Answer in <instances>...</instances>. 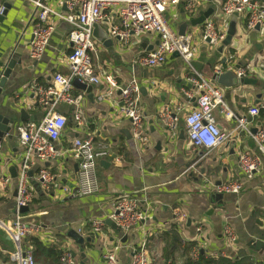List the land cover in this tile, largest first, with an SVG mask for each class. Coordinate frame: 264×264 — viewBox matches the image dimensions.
I'll return each instance as SVG.
<instances>
[{
	"label": "crops",
	"instance_id": "crops-1",
	"mask_svg": "<svg viewBox=\"0 0 264 264\" xmlns=\"http://www.w3.org/2000/svg\"><path fill=\"white\" fill-rule=\"evenodd\" d=\"M42 1L57 12L66 11L67 0ZM192 1L181 0L178 6L166 11L165 19L174 31L178 32L182 24L210 8L213 13L208 18L216 28L224 21L227 26L233 22L236 28L230 45L219 52L220 46L213 47L202 40L204 23L195 27L188 25L185 33L192 35L194 60L202 64L200 71L176 56L169 57L157 68H144L137 61L156 48V35L132 34L126 41L112 37L110 28L117 24L114 14L108 24L97 25L94 63L106 70L118 86L132 82L138 85L136 104L144 118L148 142L141 145L133 140L130 122L119 112L118 91L100 99L107 93L103 84L90 85L91 98L74 88V93L83 97L85 123L78 126L74 122L72 107L57 106V112L66 117L67 124L60 139L54 142L60 155L46 163L31 164L28 185L32 202L21 214L26 222L37 224L40 232L24 240L26 247L30 246L29 238L38 239L43 253L53 249L62 255L70 254L74 264H105L103 255L117 248L118 263L130 264L133 253L144 243L149 264H186L182 245L195 242L206 259L216 255L234 258L242 252L253 264H264V248L256 249V242L264 243V236L260 234L264 232V162L252 180L243 177L238 157L243 151L256 153L255 144L249 135L237 130L235 118L225 120L218 111L214 117L219 128L229 135L226 143L210 152L188 148L184 114L196 103L182 92L190 88L187 76L191 73L197 72L212 80L215 66L235 74L246 70L247 77L257 81L255 85L219 87L236 118L245 115L249 108L258 109L259 114L251 123V132L256 133L264 124V73L258 68L264 62V34L256 29L248 30L245 15L224 17L222 0H198L195 12L189 14L185 7ZM257 2L264 6V0ZM0 4L5 9L0 20V82L3 80L0 114L15 121L11 139L5 138L0 144V179L3 176L9 179L5 186L0 182V222L7 223L15 219L17 195V179L11 177L8 168L14 166L17 173V162L23 153L15 128L24 123H40L44 117L43 109L37 105V95L28 86L48 87L54 75L69 74L67 56L71 46L67 36L71 27L50 18L52 32L48 45L43 55L33 60L29 49L36 9L26 0H0ZM10 62L13 67L4 78ZM22 110L28 117L26 121L19 120ZM164 110L177 118L175 136H170L160 118ZM87 137L93 138L96 146L106 147L110 155L97 165L98 192L77 197L74 193L78 185V162L70 150L76 139ZM41 169L53 177L54 187H42L37 179ZM231 182L242 184L243 192L239 196L222 195L216 199L212 187ZM123 193L133 195L146 215L128 233L106 225L114 214L115 197ZM177 214L184 215L186 220L173 231L176 238H172L171 228ZM93 220L104 224L98 235L92 232ZM226 226L234 232L233 244L226 241ZM198 227L201 233L197 232ZM71 231L90 241L81 246L75 244L68 236ZM93 236L96 238L91 239ZM14 250L13 242L0 229V264H16L9 258ZM43 253L36 252L38 261Z\"/></svg>",
	"mask_w": 264,
	"mask_h": 264
},
{
	"label": "built area",
	"instance_id": "built-area-1",
	"mask_svg": "<svg viewBox=\"0 0 264 264\" xmlns=\"http://www.w3.org/2000/svg\"><path fill=\"white\" fill-rule=\"evenodd\" d=\"M37 11L35 22L32 25V40L29 55L33 60L39 59L49 42L52 27L49 20L57 19L70 25L68 42L71 52L67 56L69 74H56L48 87L28 86L37 95V105L43 109L44 117L40 123H24L15 128L18 142L23 147L19 157L17 172V188L15 198V219L12 222H0V229L11 239L15 250L9 258L16 264H37L33 255V247L24 245V240L40 232L35 223L26 222L20 210L31 202L29 191V170L34 161L46 163L60 155L54 147L66 127L67 119L57 112V106L65 104L72 107V118L78 126L85 123L82 111L80 94L74 93L72 82L79 80L87 85L103 84L107 93L101 97H110L113 91L119 92L120 115L130 122L131 135L134 141L141 145L148 142L143 121L144 118L136 104L139 88L135 82L126 86H118L114 78L104 69L95 65L96 42L93 37V28L102 23L108 24L112 16L117 17V24L111 26L110 35L120 40H128L132 34H154L158 38L156 48L140 57L137 63L147 69L157 68L175 53L187 65L195 59L196 50L192 46V35H179L165 19L169 8H175L181 0H67L66 11L57 12L42 0H26ZM198 0L189 2L185 10L193 14ZM221 11L224 17L233 13L245 15L248 30L259 28L264 34V6L254 0H222ZM5 12L0 4V17ZM202 40L213 47H219L226 37L227 24L224 21L220 28H216L212 19H205ZM264 73V62L258 66ZM228 70V69H226ZM222 66H215L213 74L226 72ZM237 77H247L246 70L237 71ZM189 90H183L185 97L194 99L196 106L184 114L183 126L188 148L210 152L222 146L229 138L215 120L214 112L218 111L225 120L236 119L237 130L249 135L256 147V153L243 151L238 157V167L243 177L250 181L261 170L264 162V124L256 131L251 132L252 120L258 116L256 108H249L245 115L236 118L227 105L221 88L206 79L200 73H191L187 76ZM170 136L177 131V118L169 110H164L160 116ZM1 150V147H0ZM72 157L78 162V185L74 196L87 197L96 194L99 190L96 169L98 162L107 158L110 153L106 147L95 145L93 138L76 139L70 150ZM37 179L44 189L55 186L53 177L47 170L41 169ZM0 182L5 186L9 179L1 177ZM215 194L239 196L243 192L242 184L238 182L225 183L212 187ZM145 213L139 209L138 200L131 194L123 193L115 197L114 214L111 221L122 233L130 232L137 224L144 220ZM186 217L177 214L175 224L182 225ZM92 232L101 233L104 224L101 220L90 223ZM198 233L201 229L198 227ZM224 235L228 244L235 242V235L231 227L226 226ZM198 249H200L198 247ZM198 249L191 252V258L196 260ZM201 250V249H200ZM117 248L103 255L105 264H119L116 256ZM60 264H74L70 254H63ZM130 264H149L145 244L142 243L133 253Z\"/></svg>",
	"mask_w": 264,
	"mask_h": 264
},
{
	"label": "water",
	"instance_id": "water-1",
	"mask_svg": "<svg viewBox=\"0 0 264 264\" xmlns=\"http://www.w3.org/2000/svg\"><path fill=\"white\" fill-rule=\"evenodd\" d=\"M213 13V8H210L208 10H206L205 12H201L199 17L196 19H192L189 21V23H184L180 26L178 34L179 35H184V33L186 32V29L188 27V25L190 24V26L195 27L197 25H200L203 23V21L205 19H207L208 17H210ZM5 15V12L3 13V15L0 17V20L3 18V16ZM232 16L234 17H238L237 13H233ZM94 31H93V37L96 38L95 35V30L97 29V25L94 26ZM256 30H259L258 27L255 28ZM235 24L233 22H231L228 25L227 31H226V37L225 39L222 41V44L220 46L219 52H222L224 47H227L230 45L232 38L235 35ZM104 41V40H103ZM173 56L179 57L178 53H175ZM190 66H192L194 69H196L197 71L201 70V66L202 64L198 61H191L190 62ZM13 67V62H10L9 65L7 66L3 76L4 78H6L9 74H10V70ZM212 82L215 83L216 85L220 86V87H224V88H231L234 87L236 85H255L257 83V81L255 79L249 78V77H237L236 74L232 71L229 72H225L223 74H213L212 78H211ZM3 84V80L0 82V96H1V88ZM72 86L79 90L84 92L86 95H89L88 97L91 98V89L92 87L90 85L81 83L79 80H74L72 82ZM19 120L20 121H26L28 120V117L26 116L24 110L20 111L19 113ZM15 125V121L13 119H10L8 117L3 116L2 114H0V144L3 142V140L5 138L7 139H11L12 136H10L13 128ZM253 133H255L253 131ZM199 157L195 158L192 162H190L189 166L194 164ZM1 163V160H0ZM8 171L11 175L12 178H16L17 177V173H16V169L14 166H11L8 168ZM31 175V173L29 172V176ZM221 194H217L216 196H214L216 199L221 198ZM27 207L22 208L20 210L21 213L26 212L27 211ZM106 225L112 227L114 230L120 231L115 224L112 221H107ZM68 236L75 242V244L81 246L84 242H88L90 241L89 239H83L81 238L77 233L75 232H69ZM96 238V236L91 237V239ZM264 248V243L262 242H256V249L259 248Z\"/></svg>",
	"mask_w": 264,
	"mask_h": 264
},
{
	"label": "trees",
	"instance_id": "trees-1",
	"mask_svg": "<svg viewBox=\"0 0 264 264\" xmlns=\"http://www.w3.org/2000/svg\"><path fill=\"white\" fill-rule=\"evenodd\" d=\"M177 227L178 226L176 224L172 225L171 228L173 234L172 238H176V236H174L173 231L176 230ZM260 234L264 236V232ZM29 244L33 247V255L37 264H60V258L62 255L60 251L51 249V250H46L48 253H43L44 249L41 247L40 243L38 242V239L35 238H29ZM182 249H183L184 257L186 259V264H253L251 258L242 252H240L238 256L234 258L226 257L223 255H216L206 259L204 258V254L201 253V250L198 249L197 244L195 242H188V243L185 242L184 245H182ZM194 249H198V257L196 260H193L191 258V252ZM37 251L43 253L40 255L42 257L39 260L40 262L37 260V256H36Z\"/></svg>",
	"mask_w": 264,
	"mask_h": 264
}]
</instances>
